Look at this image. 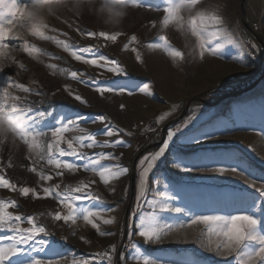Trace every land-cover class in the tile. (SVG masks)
Returning <instances> with one entry per match:
<instances>
[{
    "label": "rangeland",
    "instance_id": "obj_1",
    "mask_svg": "<svg viewBox=\"0 0 264 264\" xmlns=\"http://www.w3.org/2000/svg\"><path fill=\"white\" fill-rule=\"evenodd\" d=\"M10 3L11 0H5V5ZM18 3L28 7L30 0H18ZM165 6L166 0H130L128 15L118 29L105 27L87 13L74 16L60 10L45 21L47 27L42 31L53 37L47 40L32 36L31 28L26 30L22 27L21 13L16 14L13 25L9 26L12 31L5 41L9 47L0 57L3 61L0 96L5 98V107L13 104L38 107L41 111L53 113L56 119L79 116L83 118L78 121L79 127L97 133L95 138L98 142L122 139L128 145L83 149L89 154L111 152L119 159L102 161L105 167L119 164L129 169L127 174L118 178L108 177L106 185L97 173L84 171L82 167L75 172L63 170L64 176H55L54 165L38 158V153L54 139L47 128L42 129L46 135L40 138L44 142L43 148L37 151H30L11 133L0 136V176L16 185L17 189L30 187L38 193L37 197L31 193L24 197L18 190L0 186V201H15L16 205L2 210L22 217H39L40 223L47 224L49 232L62 245L61 264H71L73 259L81 264L85 260L88 264H144L145 258L157 264H238L234 256H218L200 246L201 235L206 240L210 235L209 228L215 229L216 222L180 227V222L187 225L189 218L161 212L160 206L164 202L185 208L190 215L251 214L260 221L256 231L264 234V200L257 198L254 203L250 201L241 205L237 199L241 192L252 193L256 197L259 194L247 187L242 176L230 170V166L241 163L251 171L249 179L255 178L257 187L264 184V58L254 55L258 46L264 47V0H200L198 11L221 18V24L210 26L209 34L205 36L211 41L208 46L215 48L216 53H206L203 58L189 29L174 21L167 25L161 23ZM0 11L5 12L6 18H11L7 7L0 6ZM189 11L182 10L180 15L186 20ZM153 21L155 27L152 26ZM217 28L220 29L217 36L211 35ZM243 29L251 33L249 43L242 38ZM101 31L108 35L117 32L121 35L113 42L100 36ZM88 32L96 35L89 36ZM133 35L137 37L136 41L131 40ZM161 35L167 37V45L159 40ZM24 40L28 41L29 48L35 47L40 51L29 56L22 50ZM81 48H91L97 56L117 60L126 75L114 76L107 66L102 68L75 60L71 52L80 54ZM133 48L136 52L132 51ZM172 50L181 51L183 58H173L169 55ZM83 55L84 59L97 58L88 53ZM137 55L141 57L140 61H137ZM21 64L24 68L20 67ZM53 64L55 68L50 67ZM71 71H77V79L71 78ZM232 77L234 81H230ZM9 78L11 87L8 86ZM82 80L89 83H81ZM113 80L125 85L123 94L95 91L94 81L107 86ZM16 83H22L42 95L24 93L15 88ZM145 84L149 87L142 93L139 89ZM65 85L68 86L67 91ZM4 88L7 92L2 91ZM69 91L73 95H69ZM75 95H80L86 103L75 100ZM12 97L27 99L13 100ZM196 98L210 105L193 101ZM99 115L106 116V122L123 132L111 138L104 136V124L95 120ZM177 128L180 131L176 132ZM169 129L176 135L165 156L156 163L141 186L137 165L144 155L158 151ZM79 135L81 133L75 129L64 133L69 139ZM60 147L67 149L64 143ZM60 159L74 161L72 157ZM178 164L181 166L177 167ZM184 165L188 171L184 170ZM33 167L36 172L29 170ZM220 168L226 171L221 173ZM41 170L53 178L41 181ZM92 180L95 183L91 185V191L97 200L75 203L78 207H89L97 212L98 218L89 219L101 231L112 235H99L82 218L76 224L69 222L66 225L63 221L53 223L47 216L48 212L55 211L66 214L67 209L52 197H45L43 187L59 183L62 191L65 186L75 187L80 181ZM141 192L143 196L137 201ZM169 196L174 199L168 201ZM148 200L153 203H147ZM105 219L113 220V223L106 225L103 223ZM142 222L157 228L162 235L159 242L139 235L143 228L137 225ZM21 227H28L26 221ZM2 235L10 233L0 232ZM61 237L67 239L61 240ZM52 238L46 237L48 240ZM212 239L217 237L212 235ZM250 247H256L255 243ZM106 248L110 256L105 255ZM32 255L40 259L51 258L47 252Z\"/></svg>",
    "mask_w": 264,
    "mask_h": 264
},
{
    "label": "snow or ice",
    "instance_id": "obj_2",
    "mask_svg": "<svg viewBox=\"0 0 264 264\" xmlns=\"http://www.w3.org/2000/svg\"><path fill=\"white\" fill-rule=\"evenodd\" d=\"M45 3H52L53 0H44ZM200 0H180V2H171V0H166V6L163 7L164 17L161 23L167 25L170 21H174L181 27L189 29L191 35L196 38L197 46L199 48V55L201 58L205 54L216 53V49L209 47L208 45L211 41L205 39V36L209 34L210 26H216L221 24V18L218 15H208L204 12L197 10V5ZM185 5L189 10V18L185 20L183 16L180 15L181 11L184 10L180 5ZM0 6L7 7V14L11 18H6V14L3 11H0V57L4 56V49L9 47V44L5 41L9 39L12 29L9 27L13 25L14 20L16 19V14H23L27 5H22L18 3V0H11V3L5 5V0H0ZM152 26L155 27V21L151 22ZM47 25L42 26H33L31 28V35L34 37H39L42 40L53 39V37L46 36L42 31L43 28H46ZM55 31V29H53ZM220 29H215L210 34L217 36ZM87 35L94 36L96 33L88 32ZM100 36L106 37V39L115 42L117 37L121 33L117 32L114 35H108L106 32L101 31ZM12 38H16L13 36ZM132 41H136L137 37L133 35L131 37ZM159 40L163 41L165 45L168 44V39L166 36H159ZM60 42L57 41V44ZM158 47L159 45H153ZM67 45H65V50H67ZM128 45H125L127 48ZM219 47V45H217ZM22 50L26 52L29 56H33L34 53H38L40 50L35 47L29 48L28 41L24 40ZM133 52H136V49H132ZM80 54L77 51H72L71 56L77 60L89 65H95L98 67H106L109 72H112L114 76H124L126 75L125 70L122 67L118 66V61L115 59H109L104 55H98L95 50L91 48H81L79 50ZM84 53L97 56L95 59H84ZM173 58H183V53L178 50H172L169 52ZM137 61L141 60L139 55L136 56ZM21 68H24V65H20ZM50 67L55 68L56 65H51ZM3 69V61L0 60V71ZM71 78L73 80L77 79V71H71ZM35 83V82H33ZM81 83H89L88 81H81ZM95 91L100 94L105 92L116 93L119 92L123 94L125 91V85L119 83L116 80H113L107 86H101L98 81L93 82ZM8 86L11 87L10 82ZM149 85L145 84L139 90L144 93L148 89ZM15 88L21 90L24 93L42 95L41 92H33V89L25 86L22 83H16ZM65 90H68V86L65 85ZM2 91L7 92V88L2 89ZM69 95H73L69 91ZM75 100L86 103V101L80 96L75 95ZM4 96H0V117L5 115H18L22 116L24 119V132L19 135L17 138L27 146L30 151H37L38 149L43 148V140L41 137H44L46 134L42 130L47 128L50 130L51 137L54 138L53 142H49L46 145V149L38 153V158L41 160H46L48 165H54L55 176L62 177L64 176V171L75 172L81 167L84 171H92L99 175L100 179L104 184H108V177L118 178L122 175H125L129 172L127 167H121L119 164H114L109 167H105L101 162L107 160H117L119 157L114 156L111 152H94L89 154L83 149H95V148H116L119 146H128L124 140L116 139L114 141H109L105 139L102 143L96 140L97 133L88 132L86 129L79 127L78 121L83 119L82 117L77 116L76 118H71L68 116H63L60 119H56L54 114L51 112H45L39 110L38 107L27 106L20 107L16 104H13L11 107L6 108L4 105ZM13 100H26L27 97H12ZM123 108V105H121ZM34 113V115H33ZM95 120L100 121L104 124L103 135L106 137H114L119 133L123 132L122 129H115L111 126L110 122L107 121V117L104 115H99ZM95 122V121H93ZM37 125H41L40 128ZM73 129L77 130L81 135L74 136L71 139L66 138L64 133L72 131ZM146 131H151L147 129ZM180 131L179 128L176 129V132ZM176 132L169 129L167 138L164 140L163 145L155 153H148L144 155L138 165V176L139 184L144 185L147 180L149 173L153 170L156 163L165 156L166 150L170 147V142L173 141V138L176 135ZM130 135V133L128 134ZM85 141H88L85 143ZM61 143L67 145V149L61 148ZM123 154L121 153V156ZM61 157H72L74 161H64L60 159ZM75 161H82V164L76 163ZM146 165V166H145ZM181 165H177L180 167ZM32 172H36L35 167L29 169ZM184 170L188 171L187 165H184ZM230 170L237 175L243 177L248 188L254 189L255 193H258L259 196L256 197L252 193L241 192L238 194L237 199L241 205H246L250 201L255 202L257 198L264 200V184L260 187L256 186L255 178L249 179L252 176L251 171L246 170L241 163H237L234 166H230ZM219 171L223 173L226 171L225 168H220ZM39 178L41 181H49L53 177L51 175H45L43 170L39 173ZM95 181H80L76 184L75 187L65 186L61 191V184L57 183L51 187H43L42 191L45 197H52L55 199L64 209H67L66 214H62L61 211L48 212L47 216L51 217L52 222L63 221L64 224H76L79 218H82L83 221L91 225L92 229H95L99 235H112L113 233L101 231L99 226L94 223L90 217H97L99 214L94 212L89 207H78L76 201H96L97 196L91 191V185ZM0 186L8 188L11 190H18L20 195L27 197L31 193L33 197H37L38 193L34 188L30 187H20L16 188V185L11 184L9 180L5 179L3 176H0ZM114 191V189H113ZM143 192L137 196V201H140ZM168 201L174 199V197L169 196ZM147 203L152 204L151 200H148ZM15 201H0V232H8L10 235L0 236V264H61V258L63 257V252L61 251L62 245L54 238V234L49 232L48 226L45 223L39 222V217L26 216L22 217L20 214L14 215L11 212L3 211V208L13 207ZM160 211L164 213H176L182 214L184 217H188V224L185 225L184 222H180V227L191 226L196 224L210 225L212 222H216V228H209L210 235L205 238L203 235L200 237V246L208 251L212 252L218 256H234L238 261V264H264V234H259L256 229L260 221L254 218L253 215H231V216H218V215H199L191 214L182 207H173L169 203L164 202L160 206ZM41 216L45 215L40 213ZM26 221L28 227H21V224ZM104 224H111L113 220L105 219ZM137 227L143 228L139 232L141 237H144L146 240H155L159 242L162 238L161 233L157 228L148 223L145 225L143 222ZM75 235V233H72ZM166 234V233H165ZM212 235H215L217 239L213 240ZM53 237L51 240L46 239V237ZM222 237V238H221ZM67 237H61V240H65ZM83 239V238H82ZM7 242V243H5ZM255 243L256 247H250ZM26 246V247H25ZM133 247H135L133 245ZM115 246H112L114 251ZM47 252L51 258L40 259L34 257L33 253H45ZM111 259V258H110ZM71 264H81L80 261L75 259L72 260ZM83 264H88V261H83ZM144 264H157L155 261H150L149 259H144Z\"/></svg>",
    "mask_w": 264,
    "mask_h": 264
},
{
    "label": "clouds",
    "instance_id": "obj_3",
    "mask_svg": "<svg viewBox=\"0 0 264 264\" xmlns=\"http://www.w3.org/2000/svg\"><path fill=\"white\" fill-rule=\"evenodd\" d=\"M130 0H53L45 3L44 0H30L23 13V24L26 30L33 26H42L49 16L57 11L65 10L74 16L87 13L94 16L102 25L118 29L128 15ZM184 10H189L181 4ZM24 119L22 116L5 115L0 118V136L11 133L17 138L24 132Z\"/></svg>",
    "mask_w": 264,
    "mask_h": 264
},
{
    "label": "built area",
    "instance_id": "obj_4",
    "mask_svg": "<svg viewBox=\"0 0 264 264\" xmlns=\"http://www.w3.org/2000/svg\"><path fill=\"white\" fill-rule=\"evenodd\" d=\"M241 35H242V38L244 39V41H247V43H249L251 41V39H252L250 31H248L247 29H243L242 32H241ZM255 51L256 52H255L254 55H256V57L257 56H260V57L263 56V58H264V47L263 46H258ZM252 56H253V54H252ZM230 81H234V77H232L230 79ZM104 252H105L106 256H110L111 255L110 252L107 250V248H106V250Z\"/></svg>",
    "mask_w": 264,
    "mask_h": 264
},
{
    "label": "water",
    "instance_id": "obj_5",
    "mask_svg": "<svg viewBox=\"0 0 264 264\" xmlns=\"http://www.w3.org/2000/svg\"><path fill=\"white\" fill-rule=\"evenodd\" d=\"M193 101H198V102H200V103H202V104H207V105H210L208 102H205V101H203V100H201V99H193ZM193 101H191L190 102V104L193 102ZM169 125V124H168ZM165 133V132H164ZM134 168H135V164H134V166H133ZM133 182H134V176H133V178H132V194H131V198L133 199Z\"/></svg>",
    "mask_w": 264,
    "mask_h": 264
},
{
    "label": "trees",
    "instance_id": "obj_6",
    "mask_svg": "<svg viewBox=\"0 0 264 264\" xmlns=\"http://www.w3.org/2000/svg\"><path fill=\"white\" fill-rule=\"evenodd\" d=\"M224 95V94H223ZM253 164H254V162H253ZM256 165V164H255Z\"/></svg>",
    "mask_w": 264,
    "mask_h": 264
}]
</instances>
